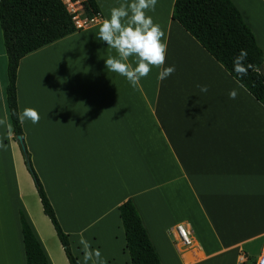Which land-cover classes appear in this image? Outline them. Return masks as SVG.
<instances>
[{
  "label": "crops",
  "instance_id": "obj_1",
  "mask_svg": "<svg viewBox=\"0 0 264 264\" xmlns=\"http://www.w3.org/2000/svg\"><path fill=\"white\" fill-rule=\"evenodd\" d=\"M174 1L157 0L147 12L165 34L164 67L175 66L163 81L153 67L133 88L105 67L117 53L96 37L99 25L131 0H95L97 22L19 62L18 112L31 107L40 117L21 122L24 144L79 264L81 234L105 264H130L118 212L127 199L162 264H242L241 254L253 262L264 250V106L172 18ZM230 1L264 56V0ZM6 67L0 28V118L11 127ZM13 140L0 127V264H26L20 211L48 264H68L53 226L41 231L45 220L34 221L23 200ZM178 225L190 247L173 240Z\"/></svg>",
  "mask_w": 264,
  "mask_h": 264
},
{
  "label": "trees",
  "instance_id": "obj_2",
  "mask_svg": "<svg viewBox=\"0 0 264 264\" xmlns=\"http://www.w3.org/2000/svg\"><path fill=\"white\" fill-rule=\"evenodd\" d=\"M79 3L82 18L99 15L95 0H69ZM172 18L237 81L233 59L246 50L247 75L242 79L246 90L264 106V56L255 37L230 0H175ZM0 28L7 57L6 105L13 136L23 137L17 119L16 76L20 60L28 53L59 40L76 29L73 14L63 0H0ZM27 170L33 180L43 214L49 219L63 247L68 264H79L72 253L68 235L62 230L54 209L35 172L30 154ZM130 264H162L141 216L132 199L118 207ZM19 221L26 264H48L46 256L26 217Z\"/></svg>",
  "mask_w": 264,
  "mask_h": 264
},
{
  "label": "clouds",
  "instance_id": "obj_3",
  "mask_svg": "<svg viewBox=\"0 0 264 264\" xmlns=\"http://www.w3.org/2000/svg\"><path fill=\"white\" fill-rule=\"evenodd\" d=\"M156 4L157 0H131L113 7L109 18L103 19L96 34L99 40L117 53L116 56H109L105 60L106 69L125 77L133 88L142 78L148 76L153 67L161 69L158 74V79L161 81L175 72V66L164 67L167 56V44L163 40L164 31L159 24L154 23L151 16L147 15L149 10H155ZM130 58H134V61L129 62ZM246 59V50H241L233 59V71L236 73L240 88H245L241 81L247 75L248 67H251L245 66ZM197 87L201 92L208 91L206 85H197ZM237 95V91L233 89L229 93V98L235 99ZM16 115L20 122L27 119L36 124L40 119L38 111L31 107H26ZM0 127H7L8 136L14 134L5 118H0ZM2 146L0 143V147ZM79 243L82 245L84 264H89V261L92 264H105L101 252L92 249L82 234Z\"/></svg>",
  "mask_w": 264,
  "mask_h": 264
},
{
  "label": "rangeland",
  "instance_id": "obj_4",
  "mask_svg": "<svg viewBox=\"0 0 264 264\" xmlns=\"http://www.w3.org/2000/svg\"><path fill=\"white\" fill-rule=\"evenodd\" d=\"M65 1V0H64ZM70 7V6H69ZM70 11H73V8H69ZM77 13V12H76ZM15 140H13L14 142ZM15 143V169H16V173H17V178H18V182L21 185V190H22V196H23V200L33 218L34 221L38 222L39 219L43 218L45 220L46 223V227H44L43 225H40V229L41 231L46 230L47 229V224L49 225V227H51L52 229V224L50 223V221H48L46 218H44V214L42 212V207L40 204V200L39 197L37 195V191L35 189L33 180L27 170V167L24 163V160H22V153L20 154V150L18 149L17 143L16 141ZM20 155V156H19ZM6 182L9 185V194H7V203H8V198L10 199V203H12V199H14V184H13V177L12 176H7L6 178ZM0 184L2 187V179L0 178ZM13 185V186H12ZM51 225V226H50ZM55 240H57L56 236Z\"/></svg>",
  "mask_w": 264,
  "mask_h": 264
},
{
  "label": "built area",
  "instance_id": "obj_5",
  "mask_svg": "<svg viewBox=\"0 0 264 264\" xmlns=\"http://www.w3.org/2000/svg\"><path fill=\"white\" fill-rule=\"evenodd\" d=\"M68 10L69 8H73V11H70L73 14V21L76 29H83L87 26H90L97 22L100 19V15H96L90 19L82 18V13L79 14L78 10H76L73 6L74 3H71L69 0L64 1ZM70 6V7H69ZM77 12V13H76ZM173 240L182 247H190L192 245V239L189 231L182 225L176 226L174 232H172ZM242 264H264V250L260 254V256L255 260L251 261L249 257L245 254L240 255L239 259Z\"/></svg>",
  "mask_w": 264,
  "mask_h": 264
},
{
  "label": "water",
  "instance_id": "obj_6",
  "mask_svg": "<svg viewBox=\"0 0 264 264\" xmlns=\"http://www.w3.org/2000/svg\"><path fill=\"white\" fill-rule=\"evenodd\" d=\"M14 140L16 141L22 155H23V159H24V162L26 164V166L29 165V157L27 155V152H26V147H25V144H24V140H23V137L21 135H16L14 136Z\"/></svg>",
  "mask_w": 264,
  "mask_h": 264
}]
</instances>
